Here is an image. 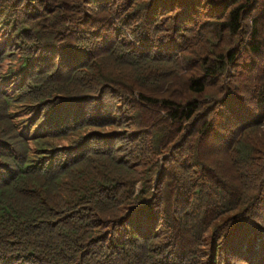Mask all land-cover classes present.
Returning a JSON list of instances; mask_svg holds the SVG:
<instances>
[{"label":"trees","instance_id":"16d2710c","mask_svg":"<svg viewBox=\"0 0 264 264\" xmlns=\"http://www.w3.org/2000/svg\"><path fill=\"white\" fill-rule=\"evenodd\" d=\"M0 264H264V0H0Z\"/></svg>","mask_w":264,"mask_h":264}]
</instances>
